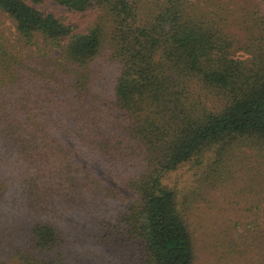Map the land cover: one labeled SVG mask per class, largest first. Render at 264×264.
Masks as SVG:
<instances>
[{
	"label": "trees",
	"instance_id": "1",
	"mask_svg": "<svg viewBox=\"0 0 264 264\" xmlns=\"http://www.w3.org/2000/svg\"><path fill=\"white\" fill-rule=\"evenodd\" d=\"M43 1L0 0V264H88L79 230L120 264H264V0ZM227 188L243 212L203 226Z\"/></svg>",
	"mask_w": 264,
	"mask_h": 264
},
{
	"label": "rangeland",
	"instance_id": "2",
	"mask_svg": "<svg viewBox=\"0 0 264 264\" xmlns=\"http://www.w3.org/2000/svg\"><path fill=\"white\" fill-rule=\"evenodd\" d=\"M33 7H35L38 10L41 11H46L49 13H52L53 15L56 16H61L65 17L66 19H77L80 17L79 14L70 12L68 11L65 7L58 5L54 3L53 1L50 0H45L41 3H36V4H31ZM91 16H86L84 18H80L78 22H82L80 27H77L76 31H83L85 29L86 24L90 21ZM6 35H10V33H7L4 31ZM106 82L102 81V87L104 91L109 94L110 93V82L105 80ZM76 154L81 158V155L76 152ZM81 166H85L84 163H82ZM98 173H103V178L104 180L111 185L116 192H121V193H126V191L122 188H120L115 182H114V174L111 173H104L99 169L94 168ZM2 175V172H0V176ZM213 198V199H211ZM242 196L240 195H234L231 192V189L227 188L223 191H215L213 192L212 196L209 197L208 203L204 204L202 201H200L199 204H201L204 207L203 214L200 215V221L203 226H213L214 228L216 225H221L223 222H228V218L234 217L236 211L239 209L241 212V206L244 203L242 200ZM206 210V213H205ZM238 210V211H239ZM199 212V210L197 211ZM205 213V214H204ZM249 213V212H248ZM247 213V214H248ZM79 227L85 228L84 223H80L78 221ZM81 224V225H80ZM81 233V231H78ZM77 232H70V236L79 242V245H76V248L80 249H85V246L91 250V254L88 256V264H99L97 258L95 259L94 257L99 256V260L102 261V264H120L118 263V257H114L113 252L111 249H106L107 251L104 252L103 247L101 245H98L96 243V239L92 237H87V236H81ZM97 252V254H94L93 256L92 253Z\"/></svg>",
	"mask_w": 264,
	"mask_h": 264
}]
</instances>
